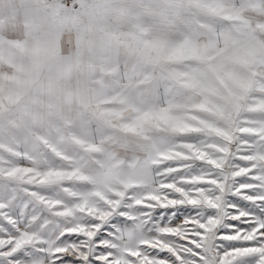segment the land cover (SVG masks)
Masks as SVG:
<instances>
[{"label":"snow or ice","instance_id":"obj_1","mask_svg":"<svg viewBox=\"0 0 264 264\" xmlns=\"http://www.w3.org/2000/svg\"><path fill=\"white\" fill-rule=\"evenodd\" d=\"M0 264H264V0H0Z\"/></svg>","mask_w":264,"mask_h":264}]
</instances>
